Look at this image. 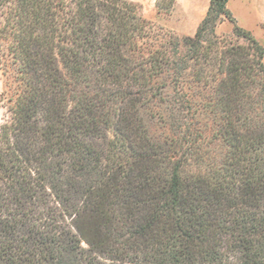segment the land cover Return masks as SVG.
Wrapping results in <instances>:
<instances>
[{
	"label": "trees",
	"instance_id": "trees-1",
	"mask_svg": "<svg viewBox=\"0 0 264 264\" xmlns=\"http://www.w3.org/2000/svg\"><path fill=\"white\" fill-rule=\"evenodd\" d=\"M228 2L178 38L128 0H0V264H264V48Z\"/></svg>",
	"mask_w": 264,
	"mask_h": 264
},
{
	"label": "rangeland",
	"instance_id": "rangeland-1",
	"mask_svg": "<svg viewBox=\"0 0 264 264\" xmlns=\"http://www.w3.org/2000/svg\"><path fill=\"white\" fill-rule=\"evenodd\" d=\"M128 1H131L140 7V13L142 17L150 22L153 32L157 36L164 34H172L178 38L183 36H192L196 30V27L204 18L207 11L204 8L197 11L193 9V4L198 5L199 0H194V3L192 0H177L176 3L178 4H176V7H174L173 10L167 15L158 12L155 6L156 0ZM227 8L232 13L237 25L248 31L264 48V0H229L227 3ZM215 32L219 38H225L229 43L245 45V40L237 38L233 34L232 24L225 19L217 24ZM12 77V70L10 69L5 73L4 65L3 63H0V128L4 124L9 123L12 116V109L16 96L11 83ZM166 92L169 94V96L173 95L172 87L167 89ZM168 106H170V104H156L155 110L158 111L159 115H157L154 119L149 120L147 123L150 127V130L160 137L165 135L167 132L166 129L163 128V121L171 119L169 118V111L167 110ZM171 112H173L174 116L176 115V112L173 110ZM188 127L192 131V133H190L193 134L192 137L196 136V130L199 132L205 129V125L200 118L195 120V123L193 120V122H191ZM206 137H211V139H213L212 135L209 134L208 136L206 135ZM207 138L205 141H202L204 138H198V142H203V145L201 146L202 150L218 152L220 146L218 144L214 145L210 143L209 145H206Z\"/></svg>",
	"mask_w": 264,
	"mask_h": 264
},
{
	"label": "crops",
	"instance_id": "crops-1",
	"mask_svg": "<svg viewBox=\"0 0 264 264\" xmlns=\"http://www.w3.org/2000/svg\"><path fill=\"white\" fill-rule=\"evenodd\" d=\"M192 2L194 3V0H192ZM176 4H178V3H176ZM208 4H209V0H199V4L198 5L193 4L192 7H193V9H195V11L202 9V8L207 10ZM175 7H176V5H175Z\"/></svg>",
	"mask_w": 264,
	"mask_h": 264
}]
</instances>
